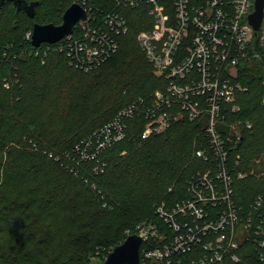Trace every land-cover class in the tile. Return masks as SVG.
Returning <instances> with one entry per match:
<instances>
[{"label": "trees", "instance_id": "1", "mask_svg": "<svg viewBox=\"0 0 264 264\" xmlns=\"http://www.w3.org/2000/svg\"><path fill=\"white\" fill-rule=\"evenodd\" d=\"M28 1L34 16L0 0V264H90L99 246L116 247L140 224L159 222V203L190 196L189 177L205 167L195 156L205 147L204 124L183 117L143 138L148 119L135 115L124 119L123 138L108 139L103 130L122 109L167 88L138 40L154 24L148 7H123L130 30L118 50L84 70L68 41L35 46L28 33L36 23L61 24L76 1L97 12L115 3ZM238 80L248 86L239 117L252 127L241 128L234 147L247 173L235 177V196L249 207L264 196V56L243 63ZM152 246L146 239L141 251ZM261 253L250 242L242 262L264 264Z\"/></svg>", "mask_w": 264, "mask_h": 264}, {"label": "built area", "instance_id": "2", "mask_svg": "<svg viewBox=\"0 0 264 264\" xmlns=\"http://www.w3.org/2000/svg\"><path fill=\"white\" fill-rule=\"evenodd\" d=\"M112 1V9L98 12L83 4L88 18L74 28L81 34L60 40L70 43L73 61L90 70L108 60L130 30L122 8L146 5L154 24L141 31L138 40L155 73L168 84L149 100L141 98L122 109L104 128L105 136L123 138L124 119L135 115L148 119L143 138L166 131L183 117L203 121L206 134L205 147L195 151L205 167L189 177L190 196L159 203L160 221L138 226L135 234L156 245L141 251V263L172 264L188 255L190 264H249L242 262L245 247L250 242L264 246V196L249 207L238 203L235 177L247 173L238 170L241 155L233 152L241 128L252 127L250 120L239 117L240 94L248 90L238 80L241 66L264 56V23L256 30L250 21L256 0Z\"/></svg>", "mask_w": 264, "mask_h": 264}, {"label": "water", "instance_id": "3", "mask_svg": "<svg viewBox=\"0 0 264 264\" xmlns=\"http://www.w3.org/2000/svg\"><path fill=\"white\" fill-rule=\"evenodd\" d=\"M19 10L25 9L31 16L35 15V3L28 0H12ZM6 0H1V4ZM88 18L87 8L76 1L67 8L61 24L36 23L33 28L32 43L40 46L43 43L59 42L74 32L76 24ZM250 21L256 30L264 23V0H256L254 12L250 15ZM143 237L138 234H130L126 240L117 245L110 252L103 264H141V246Z\"/></svg>", "mask_w": 264, "mask_h": 264}, {"label": "rangeland", "instance_id": "4", "mask_svg": "<svg viewBox=\"0 0 264 264\" xmlns=\"http://www.w3.org/2000/svg\"><path fill=\"white\" fill-rule=\"evenodd\" d=\"M114 246L104 245L97 248L96 254L91 256L90 264H103L110 254L114 250Z\"/></svg>", "mask_w": 264, "mask_h": 264}]
</instances>
